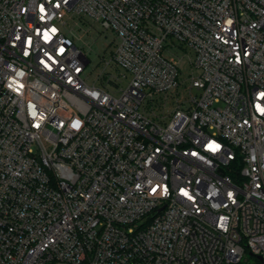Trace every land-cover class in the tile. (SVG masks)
I'll list each match as a JSON object with an SVG mask.
<instances>
[{
	"label": "built area",
	"instance_id": "1",
	"mask_svg": "<svg viewBox=\"0 0 264 264\" xmlns=\"http://www.w3.org/2000/svg\"><path fill=\"white\" fill-rule=\"evenodd\" d=\"M95 25L118 96L87 80ZM248 256L264 264V0H0V264Z\"/></svg>",
	"mask_w": 264,
	"mask_h": 264
},
{
	"label": "rangeland",
	"instance_id": "2",
	"mask_svg": "<svg viewBox=\"0 0 264 264\" xmlns=\"http://www.w3.org/2000/svg\"><path fill=\"white\" fill-rule=\"evenodd\" d=\"M115 36L110 31H104L99 25H95L94 29L89 33L83 36L81 41H78V45L81 46L84 51L87 53L90 64L88 65L86 69V76H88V82L90 84H95L98 87H104V82L101 80H98L99 74L102 72L103 64L101 62V56L103 55L105 49L107 47L111 48V45H113ZM185 51H181L180 49L176 48L174 50V53L182 57L184 55ZM188 54L192 55V51L188 50ZM188 55L184 57V60L187 61ZM120 71V70H119ZM107 72H110L115 77L118 75V70L109 69ZM129 84V79H123L122 82L119 84V87H127ZM187 85V84H186ZM115 96L119 95V88L114 86L111 83H106L105 85ZM185 87V86H184ZM181 95L179 97L180 100H187L188 95L186 94L185 90L181 89ZM194 93H198L197 90H194ZM171 102L173 99H170ZM162 96L156 97L154 101H151L150 99H147L145 101L146 105L148 107H153L156 109L158 103L162 102ZM256 258L248 256L247 258H244L241 264H255Z\"/></svg>",
	"mask_w": 264,
	"mask_h": 264
}]
</instances>
